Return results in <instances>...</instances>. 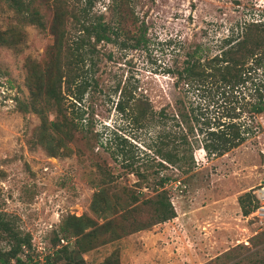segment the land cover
Instances as JSON below:
<instances>
[{
	"label": "rangeland",
	"instance_id": "obj_1",
	"mask_svg": "<svg viewBox=\"0 0 264 264\" xmlns=\"http://www.w3.org/2000/svg\"><path fill=\"white\" fill-rule=\"evenodd\" d=\"M83 7V0H0V214L28 237L26 263L232 264L243 259L241 264H250L260 259L264 230L243 214L238 199L264 187V113L247 122L251 133L239 147L206 157L194 142L203 126L193 125L191 133L176 120L179 111L191 108L196 115L221 118V92L209 84L196 94L167 69L182 66L196 46L211 59L221 53L224 39L264 23V0H96L87 11L90 20L101 17L121 34L116 42L98 44L96 55L79 67L80 75L87 74L77 85H61L65 106L73 102L83 115L79 130L56 133L51 125L56 111L43 84L50 63L58 61L66 71L75 61L68 47L76 31L70 17ZM56 23L66 37L59 54L53 51ZM140 30L146 39L135 47L132 36ZM263 51L264 46L257 56ZM252 57L249 63L255 62ZM254 75L256 86L264 82L263 71ZM36 86L42 89L34 96ZM254 88L249 81L236 90L235 107L254 101ZM244 111L242 118L249 115ZM112 131L127 138L135 169L149 173V179L140 182L112 154ZM166 133L175 138L167 141ZM182 136L191 145L195 168L185 173L157 165L156 144L164 140L185 149ZM155 172L172 176L165 188L177 217L142 228L156 213L151 199L161 187L153 188Z\"/></svg>",
	"mask_w": 264,
	"mask_h": 264
},
{
	"label": "trees",
	"instance_id": "obj_2",
	"mask_svg": "<svg viewBox=\"0 0 264 264\" xmlns=\"http://www.w3.org/2000/svg\"><path fill=\"white\" fill-rule=\"evenodd\" d=\"M83 1L84 7L80 10L81 13L79 15L71 13L70 17L74 26H76V31L72 39H70L71 42L68 47L72 51L75 61L70 63V68L66 71L58 61L50 63L46 73V83L43 84V90L48 102L54 106L56 111V120L51 124L56 133L65 134L66 131L71 129L79 130L81 128L79 125L81 124L78 121L82 119L83 115V111L75 103L69 102L65 106L64 101L67 99L62 95L61 85L63 83L67 87L77 85L79 78L83 79L85 74H87L84 72L80 75L81 69L79 67L86 62L87 57L92 58L96 55L98 44L116 42L121 34L120 27L112 28L107 24L101 23V17H98L95 20L96 22H92L87 11L92 8L96 0ZM53 27L55 36L53 51L59 54L65 44V32L60 29L57 23ZM250 27L241 37L234 38L232 35L224 39L220 47L221 53L211 59L203 58L204 48L196 46L191 52L186 53V60L182 66H177L175 69H167L169 73L176 72L177 78L183 81V85L188 87L190 84V89H193L196 94L204 92L205 90L203 89H206L204 87L209 84L211 86L214 85L221 92L225 105L221 118L205 117L201 112V114L196 115L194 114L195 110L191 108L189 113L179 111L181 120H176L177 125L183 124L191 133L194 130L193 125L194 127L196 125L203 126L199 127V133L202 137H197L194 142H198L199 149L204 151L206 157H221L239 147L251 133V127L247 122H253L256 116L264 113V82L260 80L259 85L256 86L253 77L255 76L254 74L257 75V71L264 72V51L260 56L256 54V51L264 46V23H252ZM253 30L255 33H252ZM132 39L135 40V47H138L146 39L145 31L140 30L137 35L132 36ZM252 56L256 57L255 62L249 63L248 59ZM92 66H94L93 63ZM249 81H252L253 86H255L256 97L251 96L252 98L254 97V101H247L239 105V107H235V104H238L237 101L235 103L233 100L236 90L244 87ZM42 83L44 82H39L37 85H42ZM85 84L79 85L76 89L82 88ZM41 89L42 87H33V95H37ZM31 105L33 110H37L35 98ZM245 109L249 115L242 118ZM68 110L70 111L67 112ZM198 111H201V108H198ZM159 115H165L162 109L159 111ZM176 116L179 117V114H176ZM172 117L175 119L174 115ZM168 135L171 134H164L165 137ZM168 138L170 140L167 141H171V139L175 138V135L168 136ZM109 140L116 147L112 154L119 155L122 164L132 170V172H135L140 182V178L144 181L149 179V173L135 169V157L128 150L127 138L112 131ZM180 141L185 146V149L181 148L182 151L178 148L179 144L173 143L169 145V142L160 140L154 148L155 155L159 159L152 158L155 163L159 166L170 164L185 173L192 171L196 163H194L192 157L191 145H189L190 143L187 142L185 136H182ZM159 173L155 172L157 175L155 178L156 185L153 188L161 187V190L157 188L156 199H151L156 213L151 220L143 224L142 228L177 217L174 204L165 188L166 184L172 180V176L158 175ZM247 198L248 204H246ZM238 202L245 216L251 215L258 207V200L253 192L245 193L239 197ZM95 204L100 205L98 198L95 199ZM138 230H141V228ZM29 249L28 237L21 235L18 230L13 228L9 220L0 214V264H10L12 259H14V264H27L26 261L31 259L28 254ZM24 251H26L25 259L22 257ZM242 260L235 259L232 264H241ZM250 264H264V253L260 259L252 260Z\"/></svg>",
	"mask_w": 264,
	"mask_h": 264
},
{
	"label": "built area",
	"instance_id": "obj_3",
	"mask_svg": "<svg viewBox=\"0 0 264 264\" xmlns=\"http://www.w3.org/2000/svg\"><path fill=\"white\" fill-rule=\"evenodd\" d=\"M253 194L258 200V207L250 216H252V218L257 222V225L264 230V187L253 191Z\"/></svg>",
	"mask_w": 264,
	"mask_h": 264
}]
</instances>
